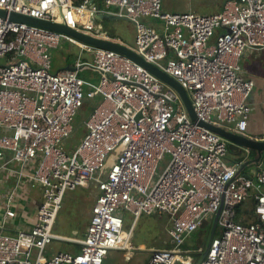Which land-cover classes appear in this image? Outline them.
Returning a JSON list of instances; mask_svg holds the SVG:
<instances>
[{
  "label": "built area",
  "instance_id": "2783aa9c",
  "mask_svg": "<svg viewBox=\"0 0 264 264\" xmlns=\"http://www.w3.org/2000/svg\"><path fill=\"white\" fill-rule=\"evenodd\" d=\"M114 8L136 28L133 51L186 90L200 122L246 136L254 82L240 62L247 51L264 50V0H228L203 16L164 13L161 0H0L8 14L117 43L98 31V15ZM65 43L93 63L78 58L53 72L52 54ZM84 66L100 74L97 84L79 77ZM87 102L94 105L86 132L68 146ZM231 146L125 55L0 19V264H104L112 252L131 259L137 221L155 212L171 217V248L152 251L147 264H264V169L241 172L249 158L230 163ZM92 185L100 195L84 236L54 234L67 191ZM125 213L133 216L128 232ZM207 220L214 235L206 256L182 253ZM55 240L79 252L47 257Z\"/></svg>",
  "mask_w": 264,
  "mask_h": 264
},
{
  "label": "rangeland",
  "instance_id": "374dc122",
  "mask_svg": "<svg viewBox=\"0 0 264 264\" xmlns=\"http://www.w3.org/2000/svg\"><path fill=\"white\" fill-rule=\"evenodd\" d=\"M196 2L197 0H161L162 11L167 14L189 12L190 6ZM214 2L215 0H201L196 14L203 16L215 13L218 6ZM143 21L153 26L157 24L156 21L151 19H143ZM101 25L104 33H107L112 38H119L130 49H136V28L133 23L129 21H106ZM73 58H80L81 63H93L94 61L93 55H89L72 44L65 43L52 54V71L57 72L61 66H64L67 61L70 62ZM79 77L85 80H91L95 84H97L100 79L99 73L87 66H84L79 71ZM93 103L94 102H87L86 107L81 109L75 117V134L69 140L68 146L79 145L86 132L85 126L91 108L94 105ZM226 142L229 143L228 141ZM230 157V160L234 162L235 159L233 156L231 155ZM169 161L170 156L167 154L159 164L156 177L165 170ZM248 167L243 172L244 174L251 171ZM97 195L98 191L94 185L89 188L78 187L73 191H67L62 208L57 214L53 233L68 238H82L91 217V209ZM247 205V207H250V203H247ZM123 216L125 221L124 231L128 232L133 224V216L129 213H125ZM171 226L172 220L167 214L155 212L149 216L142 215L137 221L132 234L131 246L135 248L133 257L130 259V256L127 257L128 255L126 254L112 252L106 259L105 264H147L152 251L160 249L168 250L171 248L170 239L168 237V229H170ZM213 229V222L211 220L205 221L201 228L186 239L185 244L181 247L182 253L193 254L199 259L200 251L204 252L207 249L213 235ZM142 245L143 248H140ZM78 248V246L71 243L55 240L47 248L46 256L50 257L60 252H71L72 254H76Z\"/></svg>",
  "mask_w": 264,
  "mask_h": 264
},
{
  "label": "water",
  "instance_id": "95a60500",
  "mask_svg": "<svg viewBox=\"0 0 264 264\" xmlns=\"http://www.w3.org/2000/svg\"><path fill=\"white\" fill-rule=\"evenodd\" d=\"M0 19H3V20L8 19V21L12 23L27 24V25H32V26L48 29L51 31H55L57 33H61L69 37H72L81 43L93 46L95 48L111 50V51L118 52L122 55H125L126 57L130 58L131 60L143 66L145 69H147L150 73H152L157 78H159L162 82L167 84L169 87L173 88L180 95L184 103V106L190 118L192 119V121L198 123L200 126H203L209 129L213 133H216L217 135H219L220 137L228 141L230 145H233L236 148H238L239 151H237L236 154H240V157H242V159L249 158L252 155V153H255L257 155L256 159H253V160L251 159L244 163L243 167L240 170L241 172L247 166H250L252 164H258L262 160V157L264 155V140L260 141V140L249 138L247 136H240L235 133L228 132L223 128L200 122L195 115L191 100L186 90L175 79L168 76L167 74L159 70L154 65L147 63L145 60H143V58L137 55L128 46L123 45V44L114 43V42L104 41V40L83 34L76 30L70 29L66 25H63V24L39 20V19L31 18V17L24 16V15L17 14V13L8 14L6 11H3V10H0ZM98 19L101 21L103 20L129 21V19L126 17H121V16L119 17V16L105 15V14L98 15ZM248 177L251 178V176H248ZM213 235L211 239L213 238ZM208 248H209V244L207 246V249L203 253V257L206 256Z\"/></svg>",
  "mask_w": 264,
  "mask_h": 264
},
{
  "label": "crops",
  "instance_id": "0c3cea01",
  "mask_svg": "<svg viewBox=\"0 0 264 264\" xmlns=\"http://www.w3.org/2000/svg\"><path fill=\"white\" fill-rule=\"evenodd\" d=\"M94 1L97 4L102 5V0H94ZM227 1L228 0H215L214 3L218 6V9H217V11H215V13H212V14H216V13L221 12ZM200 4H201V0H197L196 3H193L190 6L189 12H185V13H196L197 10L199 9ZM112 13L113 14H105V15L118 16L119 10L114 8V9H112ZM173 14H182V13H173ZM212 14H208V15H212ZM103 21H109V20H103ZM103 21L98 19V22H103ZM156 26H157V24H156ZM114 40H116L117 43H121V44L125 45L123 43V41L120 40L119 38L115 37ZM76 59L77 58H73V59H71L70 62L67 61L64 66L60 67V69H65V68H68L70 65H73V63L75 62ZM240 64H241V67L244 71V76L248 79H251L254 82V90H253L252 96L250 98L251 113H250V117L248 120V127L246 130V136L249 138L255 139V140L263 141L264 140V50H249V51H247L246 54L244 55V57L241 59ZM79 71H78V74H79ZM99 76H100V74H99ZM256 158H257V155L255 153H252V155L249 157L248 160H251V159L253 160ZM246 168H244L243 172L245 171ZM248 169H251V171L246 172V174L252 175V176L256 172L264 169V155H263L260 163L253 164L252 166L250 165L248 167ZM98 195H100L99 191H98ZM94 203H95V201H94ZM94 203H93V205H94ZM91 215H92V209H91ZM89 222H90V219H89ZM89 222H88V224H89ZM88 224H87V226H88ZM86 229H87V227H86ZM85 232H86V230H85ZM85 232H84V234H85ZM84 234H83V236H84ZM140 248H143V245L140 246ZM78 252H79V248H78V251L76 253H78Z\"/></svg>",
  "mask_w": 264,
  "mask_h": 264
},
{
  "label": "trees",
  "instance_id": "16d2710c",
  "mask_svg": "<svg viewBox=\"0 0 264 264\" xmlns=\"http://www.w3.org/2000/svg\"><path fill=\"white\" fill-rule=\"evenodd\" d=\"M106 21H103V22H98V31H102L103 30V28L101 27L102 25L101 24H103V23H105ZM231 149H232V156H233V158L235 159V161L234 162H232L231 160H230V157H229V161H230V163H238V162H240V161H242L243 159H242V157H240V154H236L237 153V151H239L238 150V148H236V147H234V146H231ZM239 213H242L241 212V210H239L238 211ZM105 264V263H104Z\"/></svg>",
  "mask_w": 264,
  "mask_h": 264
}]
</instances>
